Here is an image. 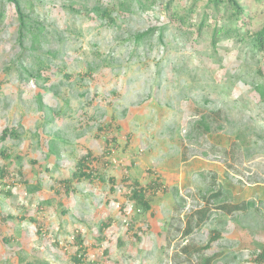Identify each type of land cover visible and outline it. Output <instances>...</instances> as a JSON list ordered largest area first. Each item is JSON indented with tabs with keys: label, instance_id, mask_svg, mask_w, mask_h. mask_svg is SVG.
<instances>
[{
	"label": "rangeland",
	"instance_id": "obj_1",
	"mask_svg": "<svg viewBox=\"0 0 264 264\" xmlns=\"http://www.w3.org/2000/svg\"><path fill=\"white\" fill-rule=\"evenodd\" d=\"M18 1L40 30L19 41L0 0V137L17 135L0 139V264H259L264 53L248 34L213 45L207 0ZM240 3L251 35L264 0ZM88 152L91 179L72 178Z\"/></svg>",
	"mask_w": 264,
	"mask_h": 264
},
{
	"label": "trees",
	"instance_id": "obj_2",
	"mask_svg": "<svg viewBox=\"0 0 264 264\" xmlns=\"http://www.w3.org/2000/svg\"><path fill=\"white\" fill-rule=\"evenodd\" d=\"M137 3L139 4V9L141 10H146L148 9L147 6L143 5L141 0H136ZM7 3H9L11 6L15 8L16 15L19 20V27H18V36H19V41H22L27 34H31L32 38L35 39L38 35V32L40 30V26H37L35 29V32L32 31L33 28H35L31 23H30V18L28 15L23 14L20 3L18 0H6ZM173 0H166V6L167 8H170L172 6ZM207 3L213 7L215 10V13L217 15L216 18V23L214 27L212 28V44L216 45L220 43L223 39H228L233 36H239L240 35V30H243L246 34H248L249 37V45L251 47V50L257 51V52H263L264 53V23L262 26L249 35L247 26L249 22L246 20V10L244 6L240 3V0H207ZM231 10V16L228 17L229 21L227 25H220L219 20H220V12L222 9H226L227 11ZM92 12L97 15V18L101 20L108 19L110 23H113L114 20L110 17L109 12L107 11L106 8L103 7H94L92 9ZM173 16L177 18L180 23L184 26H189L187 21H186V15H182L179 13V11L175 8L173 10ZM205 20H202L196 28V31L198 34H200L201 30L205 26ZM234 24V25H233ZM225 26V27H224ZM227 27V28H226ZM153 30L147 31L145 35L148 33H151ZM1 88V85H0ZM206 128V127H205ZM207 129V128H206ZM8 137H17L15 134V131L12 129H4L0 139L4 140ZM91 153L88 152L85 156H83L79 162L77 163V170L73 173L72 178H75L77 180H82L83 178L85 179H91V174L92 172L89 169V160L91 157ZM94 159V158H93ZM5 172L3 169L0 170V177H4ZM66 183V181H64ZM151 186H160L157 180H155ZM132 195L130 199L140 205L141 209L143 211H148L150 209V205L148 203V200H146L145 195H144V188L138 184V182L133 183L132 187ZM237 209V207H234ZM5 217L0 213V220H4ZM34 221V220H33ZM36 222V221H34ZM39 232V231H38ZM79 237L75 238V240H78ZM82 249V248H80ZM80 253V250L78 251ZM81 257L82 255H75L73 257V261L76 264L81 263ZM254 262L256 263H263L264 262V249L259 251L253 259Z\"/></svg>",
	"mask_w": 264,
	"mask_h": 264
}]
</instances>
